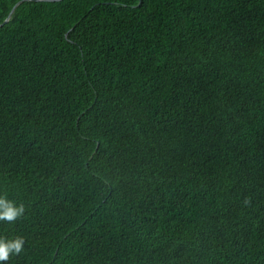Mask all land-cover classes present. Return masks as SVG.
I'll return each mask as SVG.
<instances>
[{
	"label": "trees",
	"instance_id": "obj_1",
	"mask_svg": "<svg viewBox=\"0 0 264 264\" xmlns=\"http://www.w3.org/2000/svg\"><path fill=\"white\" fill-rule=\"evenodd\" d=\"M8 264H264V0H0Z\"/></svg>",
	"mask_w": 264,
	"mask_h": 264
},
{
	"label": "clouds",
	"instance_id": "obj_2",
	"mask_svg": "<svg viewBox=\"0 0 264 264\" xmlns=\"http://www.w3.org/2000/svg\"><path fill=\"white\" fill-rule=\"evenodd\" d=\"M23 204L9 200L6 196H0V222L14 224L24 216ZM25 240L21 236L14 238L0 237V264H8L13 256H19L24 251Z\"/></svg>",
	"mask_w": 264,
	"mask_h": 264
}]
</instances>
